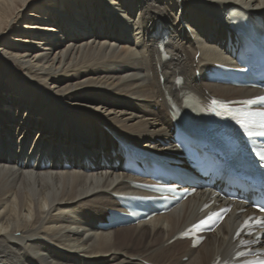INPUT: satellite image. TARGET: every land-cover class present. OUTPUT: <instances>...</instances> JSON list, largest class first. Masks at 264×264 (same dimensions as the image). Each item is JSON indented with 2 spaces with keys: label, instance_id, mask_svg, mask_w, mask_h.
<instances>
[{
  "label": "bare ground",
  "instance_id": "1",
  "mask_svg": "<svg viewBox=\"0 0 264 264\" xmlns=\"http://www.w3.org/2000/svg\"><path fill=\"white\" fill-rule=\"evenodd\" d=\"M255 36L264 0H0V264H222L242 243L264 252L262 231L241 227L257 213L218 180L201 184L172 136L212 99L261 93L208 80L218 65L244 67L233 54ZM129 143L187 169L196 185L182 186L196 193L114 224L124 195L139 193L132 182L150 181L125 172ZM220 207L229 212L199 246L182 238Z\"/></svg>",
  "mask_w": 264,
  "mask_h": 264
},
{
  "label": "rangeland",
  "instance_id": "2",
  "mask_svg": "<svg viewBox=\"0 0 264 264\" xmlns=\"http://www.w3.org/2000/svg\"><path fill=\"white\" fill-rule=\"evenodd\" d=\"M14 74L16 75L17 73H16V71L14 72ZM116 109V108H115ZM14 111H15V109H14ZM25 114V111H19V113H18V116H20V117H22L23 115ZM27 126V125H26ZM37 130H35V131H33V137L35 136L36 137V135H37Z\"/></svg>",
  "mask_w": 264,
  "mask_h": 264
},
{
  "label": "snow or ice",
  "instance_id": "3",
  "mask_svg": "<svg viewBox=\"0 0 264 264\" xmlns=\"http://www.w3.org/2000/svg\"><path fill=\"white\" fill-rule=\"evenodd\" d=\"M259 115L264 116V113H261V114H259ZM261 134L264 135V133H261ZM261 159H264V155H261ZM211 219H212V218L210 217V218H209V221H211ZM201 223L203 224V223H205V222L202 221ZM259 264H264V261H260Z\"/></svg>",
  "mask_w": 264,
  "mask_h": 264
}]
</instances>
